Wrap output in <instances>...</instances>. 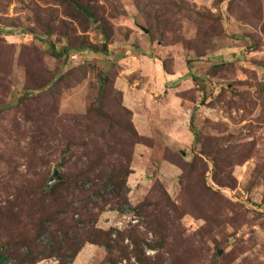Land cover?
Listing matches in <instances>:
<instances>
[{
  "label": "rangeland",
  "instance_id": "obj_1",
  "mask_svg": "<svg viewBox=\"0 0 264 264\" xmlns=\"http://www.w3.org/2000/svg\"><path fill=\"white\" fill-rule=\"evenodd\" d=\"M75 1L95 23L67 0H0V205L9 186L51 179L57 164L120 165L135 133L130 206L160 183L172 203L157 222L180 227L164 247L144 245V264H264V0ZM53 46L69 53L57 59ZM123 213L107 209L99 226L161 242L134 209ZM106 256L86 244L73 264Z\"/></svg>",
  "mask_w": 264,
  "mask_h": 264
},
{
  "label": "trees",
  "instance_id": "obj_2",
  "mask_svg": "<svg viewBox=\"0 0 264 264\" xmlns=\"http://www.w3.org/2000/svg\"><path fill=\"white\" fill-rule=\"evenodd\" d=\"M67 1L73 5L70 0ZM86 9L92 12L90 8ZM78 12L88 23L91 22L83 12L80 10ZM104 47L103 51L106 52L107 48ZM89 48L98 51L93 46ZM68 51L69 49L65 48L64 52H57L53 46L51 54L61 59L64 53H69ZM192 132L196 143L199 135L195 131ZM142 141V136L132 133L130 139L120 144V147L126 146L128 155L124 162L116 167L114 165L106 167L93 158L78 159V163L73 162L71 165L70 161L57 164L61 178L53 184H49L48 176L40 173L35 180L28 179L20 185L9 186L3 201L5 205H0V236L5 230L8 232L3 240L0 237V264L10 260H16L18 264H37L53 257H58L60 264H73L86 244L103 247L107 251L102 264H117L130 254L144 264L142 258L144 245L150 249L164 247L162 240L165 238V233L175 231L179 234L180 227L170 229L157 222L161 204L172 203L167 193L161 189L160 183L156 184L152 196L135 208L130 206L128 198V178L132 173L131 150ZM165 162L176 167L167 159ZM193 167L197 169L198 163ZM178 169L185 170L181 166ZM62 170L65 173H62ZM157 192H164V197L158 196ZM215 193L217 191L213 190V194ZM94 197L99 198L100 201L94 202ZM154 199L156 200L152 201ZM110 208L119 213L134 209L138 217L146 219L147 226L161 239V242L158 245L144 244L139 238L137 229L118 232L114 228L108 230L101 228L100 218ZM179 209L178 201L172 204L171 211L177 223L181 221V217H178ZM46 233L53 240L50 246H42L39 243L40 237ZM126 239H129L133 246L132 251L124 244Z\"/></svg>",
  "mask_w": 264,
  "mask_h": 264
},
{
  "label": "water",
  "instance_id": "obj_3",
  "mask_svg": "<svg viewBox=\"0 0 264 264\" xmlns=\"http://www.w3.org/2000/svg\"><path fill=\"white\" fill-rule=\"evenodd\" d=\"M70 2L78 9L80 10L81 12H83L87 18L92 22V23H95V19L93 17V14L88 10L86 9L85 7L81 6L80 4H78L77 2H75L74 0H70ZM147 33V31H146ZM60 171L58 169H54V172H53V175L50 179V182L49 184H53L55 182H57L58 180H60Z\"/></svg>",
  "mask_w": 264,
  "mask_h": 264
},
{
  "label": "built area",
  "instance_id": "obj_4",
  "mask_svg": "<svg viewBox=\"0 0 264 264\" xmlns=\"http://www.w3.org/2000/svg\"><path fill=\"white\" fill-rule=\"evenodd\" d=\"M123 214H128V211H127V212H125V213H123Z\"/></svg>",
  "mask_w": 264,
  "mask_h": 264
}]
</instances>
